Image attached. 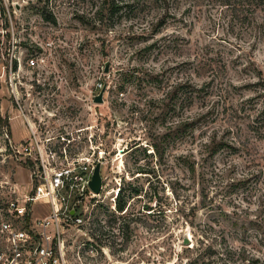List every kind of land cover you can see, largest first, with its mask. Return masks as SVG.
Masks as SVG:
<instances>
[{
	"label": "rangeland",
	"instance_id": "1",
	"mask_svg": "<svg viewBox=\"0 0 264 264\" xmlns=\"http://www.w3.org/2000/svg\"><path fill=\"white\" fill-rule=\"evenodd\" d=\"M168 1L167 17L158 0L119 10L104 0H0V70L13 39L45 57L38 76L48 88L29 119L57 152L105 151L100 193L79 203L84 224L65 229L67 264H264V35L230 27L217 6ZM178 82L192 88L176 91ZM28 134L0 83L4 200L31 189L36 164L20 149ZM46 208L35 203L23 222Z\"/></svg>",
	"mask_w": 264,
	"mask_h": 264
},
{
	"label": "built area",
	"instance_id": "2",
	"mask_svg": "<svg viewBox=\"0 0 264 264\" xmlns=\"http://www.w3.org/2000/svg\"><path fill=\"white\" fill-rule=\"evenodd\" d=\"M44 49L51 55L53 42L47 41ZM8 50L0 70V83L23 117L29 134L20 149L35 162L36 169L31 189L23 198L4 200L0 195V264H67L65 229L84 224L79 203L95 194L88 182L105 151L97 147V154L86 155L71 153L65 147L59 152L53 149L48 129L28 117V106L36 105L32 100L44 99V90L48 88V83L38 76L46 67L44 54H26L15 39ZM101 87L100 82L96 89ZM60 138L69 142L63 136ZM35 203L45 205L47 212L23 222Z\"/></svg>",
	"mask_w": 264,
	"mask_h": 264
},
{
	"label": "trees",
	"instance_id": "3",
	"mask_svg": "<svg viewBox=\"0 0 264 264\" xmlns=\"http://www.w3.org/2000/svg\"><path fill=\"white\" fill-rule=\"evenodd\" d=\"M110 7L111 10H119L124 3H126L127 0H104ZM131 2L137 1V0H128ZM162 1L163 3V9L166 13L169 10V1L168 0H158ZM197 4H207L209 6H212L215 8V6L218 7V11L220 14L224 13L225 15L229 16L230 18V27H243V28H252L255 27L258 32L262 35H264V0H194ZM167 17L169 16V12L165 14ZM256 18L259 19L258 22H255ZM45 19H50L48 17H45ZM163 22V19H160L156 25H160ZM258 81L262 85V93H264V77L261 76V74L257 75ZM189 88H192V85H187L186 82H178L174 89L176 91H184L189 92ZM260 114L264 115V108L260 111ZM180 124L178 125V132H181L184 134L186 132V129L188 127H191V124L186 121H180ZM155 146V144L153 145ZM136 173L142 172L141 167L137 166L135 168ZM138 188H134L133 192L135 194L139 193ZM125 207V201L123 200V193L122 188L119 187L118 193H117V203H116V210L117 211H123ZM146 210H149V208H146ZM185 264H192V262H188ZM210 264V263H207Z\"/></svg>",
	"mask_w": 264,
	"mask_h": 264
},
{
	"label": "water",
	"instance_id": "4",
	"mask_svg": "<svg viewBox=\"0 0 264 264\" xmlns=\"http://www.w3.org/2000/svg\"><path fill=\"white\" fill-rule=\"evenodd\" d=\"M109 61L107 60L104 65V71H108L109 67ZM106 90V85H103V87L99 90L97 94L93 96V102L97 104H101L103 100V95ZM104 158H102L100 161H98L94 167L93 174L91 176V179L88 182V186L91 189V191L95 194H99L102 188V175H101V165ZM71 213H73V210H71ZM186 242V240H185Z\"/></svg>",
	"mask_w": 264,
	"mask_h": 264
},
{
	"label": "crops",
	"instance_id": "5",
	"mask_svg": "<svg viewBox=\"0 0 264 264\" xmlns=\"http://www.w3.org/2000/svg\"><path fill=\"white\" fill-rule=\"evenodd\" d=\"M21 137H24V136H19L18 140H19Z\"/></svg>",
	"mask_w": 264,
	"mask_h": 264
}]
</instances>
